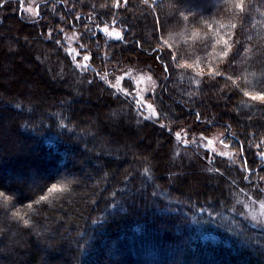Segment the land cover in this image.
<instances>
[{
  "label": "trees",
  "instance_id": "obj_1",
  "mask_svg": "<svg viewBox=\"0 0 264 264\" xmlns=\"http://www.w3.org/2000/svg\"><path fill=\"white\" fill-rule=\"evenodd\" d=\"M116 3L44 0L34 20L24 15L22 0L0 7V191L10 198L0 197V264H264V227L243 216L234 201V195L264 201L255 187L264 161L253 150L264 139V103L243 94L264 91V64L249 52L237 58L235 72L227 70L235 84L209 74L227 68L218 41L231 45L237 38L233 3ZM252 7L245 33L253 39L244 47L255 51L264 46V6L253 0ZM104 26L121 29V39L106 41ZM65 30L81 33V52L90 54L86 71L68 54ZM169 52L191 67L172 63L171 73H164L155 56ZM140 58L157 62L164 74L152 102L165 126L136 117L134 102L98 78L97 69ZM57 66L62 80L51 79ZM70 77L76 89L66 83ZM165 77L167 91L161 92ZM114 108L127 109L136 124L112 125L104 113ZM179 128L222 131L229 147L244 145L240 163L246 160L248 170H240L236 182L220 178L208 169L209 151L200 149L205 158L194 153V165L180 166L204 169L202 175L193 171L196 189L190 191L185 176L168 170ZM216 160V168L230 166ZM53 184L67 190L36 203Z\"/></svg>",
  "mask_w": 264,
  "mask_h": 264
},
{
  "label": "rangeland",
  "instance_id": "obj_2",
  "mask_svg": "<svg viewBox=\"0 0 264 264\" xmlns=\"http://www.w3.org/2000/svg\"><path fill=\"white\" fill-rule=\"evenodd\" d=\"M43 1L44 0H22L23 13L27 19L34 20L37 18L38 5ZM105 27L108 28V32L103 31ZM100 32L103 37L106 38V41L109 42L120 40L122 37V30L116 27L104 26L100 28ZM109 32H111L112 35H109ZM62 33L63 39L68 45V54L72 59H76V66L79 70L83 69L86 71L87 62L90 61V57L87 61L84 60L83 57L85 55L90 56V54H83L81 52L82 47L79 45L81 33L79 31L67 30L63 31ZM116 33H120V36L117 37ZM173 37L175 36L172 35V39L175 40ZM101 55L105 58H108L105 56L104 51L101 53ZM46 61L48 60L46 59ZM64 71L65 70L63 67V72ZM97 71L99 72L98 78L101 79L107 86L112 87L116 93L126 97L130 102H134V106H136V111H134L136 113V117L140 116L141 118L153 121L159 120L160 114L152 102V97L163 81L164 74L160 71V67L157 62L140 58L139 60H133L124 64L121 68L116 67L115 69V66L113 65H106V67L104 66L100 69H97ZM55 72V74L53 71L50 72L51 79L62 80L65 74L61 72L59 66H57V70L55 69ZM181 72L182 71H180V73ZM184 77L185 75L183 78ZM69 79L72 81H67L66 83H75L76 89V87L79 86V83H77V81H75L76 79L73 77H70ZM70 86L71 85H69V87ZM74 96H80L78 94V90L77 92L75 91ZM82 99L84 102L90 101V99L85 94L82 96ZM148 104L152 105V109L147 107ZM153 111L156 112L155 116L152 115ZM104 116L108 121H111L112 125L121 120L127 125L134 126L136 124L135 121L133 122L129 119V111L124 108H114L112 110L105 111ZM158 124L165 126L164 123L160 121H158ZM188 130L189 129L179 128L177 131H174L177 144H175L174 149L171 152L168 170L172 172L178 170L180 174L185 176L184 178H187L189 190L192 192L195 191L196 182L191 175H193V171H195L197 174L201 173L199 175H202V173H204V169L201 166H193L194 163L189 161H191L194 153H199L204 157V152H200V149H204L208 150L211 154V157L209 158L204 157L208 162L209 171L214 172L216 175L218 174L220 178H222L223 175L226 176L227 179H231L233 182H236V178H238V172H240L242 169L240 163V152L239 150L233 149L231 147H224V144H226L223 141L224 133L222 131H215L212 133L198 131L192 133ZM177 133L179 134V138L177 137ZM137 138L140 140L143 139L140 135H138ZM209 140L212 141V144H208ZM262 141H264L263 138L257 140L253 147L255 156L260 161H264V155H261V153L264 152V144H261ZM257 144H261V147L257 148ZM184 146L187 147L185 148ZM151 150L154 152L157 150V147L153 145ZM224 153H227V155H224ZM216 159H226L230 163V166L229 164L228 167L218 164V168H216L214 166L215 162H218ZM183 161L188 162L190 165L193 164L192 167L185 165L188 168H191L190 170L180 169L181 163ZM193 167H195V169H192ZM205 170L207 171L206 168ZM173 175H175V173ZM211 181L214 187L219 186L217 179H211ZM258 182V184L261 185V188H264V180L259 179ZM225 189L226 188H224V190ZM234 198L235 205L238 207L239 212L243 216H245L253 224L264 227V207L261 206L264 204L263 200L259 201L254 199L252 196L243 195H234Z\"/></svg>",
  "mask_w": 264,
  "mask_h": 264
},
{
  "label": "snow or ice",
  "instance_id": "obj_3",
  "mask_svg": "<svg viewBox=\"0 0 264 264\" xmlns=\"http://www.w3.org/2000/svg\"><path fill=\"white\" fill-rule=\"evenodd\" d=\"M145 3H148V0H144ZM230 2L233 3L234 5V18H238L239 24L237 23H232L231 28L232 29H237L239 28V32L237 34V38L232 39L231 45H229V40L227 39H221L218 41V43H222L225 47L220 53V58L221 62L227 64V68L222 72V71H215L212 72L211 70L209 71V74L213 77L219 76L225 81L232 80V82L235 84V80H233V77L231 75H227V70L231 69L233 72H235V68L233 67L236 64L237 58L240 57L242 54H247L249 52H252V60L261 64H264V46L262 45H255L254 48L256 49L253 51L252 49L244 47V44L247 42H250L253 38L251 34H246L245 29L249 27L251 24V19H252V12H253V0H230ZM258 2L261 4V6H264V0H258ZM7 3V0H4V3H0V7H4V4ZM123 3L125 6L128 4V0H123ZM115 7L119 8L120 3L119 0H117V3L115 4ZM229 11H232L231 9ZM259 11V9H257ZM79 19V18H77ZM89 19H92L89 17ZM187 19V17H185ZM157 24H160L161 21L157 18L156 20ZM97 28H99V25H97ZM104 32H108V28L105 27L103 29ZM109 35H112L111 32H109ZM116 36L119 37L120 33H116ZM241 37H245L244 39H241ZM49 38H51V32H49ZM57 43H60L58 40ZM139 44V42H137ZM83 48V45L81 46ZM155 52V50H153ZM165 55L168 57V59H165ZM84 60H89V56L85 55L83 57ZM155 59L160 61L163 64L162 71L164 73H171V64L176 63L178 67L182 68H189L191 65L189 64H179V56L178 55H172V53H167V54H159L155 56ZM169 77H165L164 81V86L161 88V92L167 91V80ZM91 83V81L89 82ZM261 84H264V81L260 82ZM244 96L249 97L254 102H260L264 103V91H257L254 93H249L245 91ZM147 107L149 109H152V105L148 104ZM152 115L155 116L156 112L153 111ZM197 120L200 119V114L197 113ZM226 127H231V125H227ZM177 137L179 138V134L177 133ZM208 144H212V141L209 140ZM261 144H264V141L261 142ZM261 144H257L256 147L260 148ZM224 147L227 148L229 147L228 144H224ZM239 152L243 154L245 152V147L243 144L239 145ZM224 155H227V153H224ZM261 155H264V152L261 153ZM248 162L245 160L243 161V167L242 171H247L248 170ZM245 180H251L250 176H245L243 177ZM261 180H264V177H260ZM259 191H264V188H260L259 184L255 186ZM67 190V185L63 186H58L56 184H53L49 189H48V195H42L40 196L39 200L36 201V203H39L40 201H46L48 199V196H51L53 193H59ZM0 197H3L5 201H8L10 198L2 191H0ZM264 207V204L261 205ZM31 207V205H29ZM14 215H18V213H14Z\"/></svg>",
  "mask_w": 264,
  "mask_h": 264
}]
</instances>
